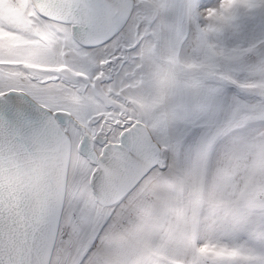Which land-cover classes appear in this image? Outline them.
<instances>
[{
  "label": "snow or ice",
  "instance_id": "1",
  "mask_svg": "<svg viewBox=\"0 0 264 264\" xmlns=\"http://www.w3.org/2000/svg\"><path fill=\"white\" fill-rule=\"evenodd\" d=\"M0 264H264V0H0Z\"/></svg>",
  "mask_w": 264,
  "mask_h": 264
}]
</instances>
